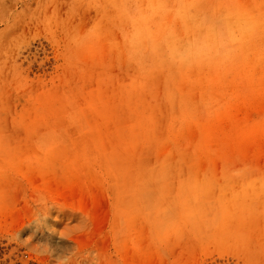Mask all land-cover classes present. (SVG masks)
Wrapping results in <instances>:
<instances>
[{"label": "rangeland", "instance_id": "374dc122", "mask_svg": "<svg viewBox=\"0 0 264 264\" xmlns=\"http://www.w3.org/2000/svg\"><path fill=\"white\" fill-rule=\"evenodd\" d=\"M0 264H264V0H0Z\"/></svg>", "mask_w": 264, "mask_h": 264}]
</instances>
